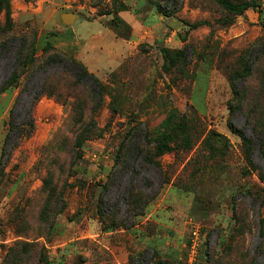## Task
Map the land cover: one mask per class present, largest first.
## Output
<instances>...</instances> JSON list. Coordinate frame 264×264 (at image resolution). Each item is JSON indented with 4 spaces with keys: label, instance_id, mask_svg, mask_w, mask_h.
<instances>
[{
    "label": "rangeland",
    "instance_id": "rangeland-1",
    "mask_svg": "<svg viewBox=\"0 0 264 264\" xmlns=\"http://www.w3.org/2000/svg\"><path fill=\"white\" fill-rule=\"evenodd\" d=\"M258 16L213 0H11L0 43L27 36L43 61L49 42L104 92L98 107L81 94L90 112L54 88L35 107L30 138L19 130L33 97L66 65L28 84L32 67L22 66L18 84L0 93V264H264V157L250 122L261 112L248 113L264 107V10ZM20 48L17 40L0 51V92ZM173 111L187 139L155 160L160 168L137 150L124 160L130 146L149 150L145 132L156 138ZM230 125L253 142V166Z\"/></svg>",
    "mask_w": 264,
    "mask_h": 264
},
{
    "label": "trees",
    "instance_id": "trees-1",
    "mask_svg": "<svg viewBox=\"0 0 264 264\" xmlns=\"http://www.w3.org/2000/svg\"><path fill=\"white\" fill-rule=\"evenodd\" d=\"M223 11H225L228 14L231 15H243L249 11H254L258 13V18L261 20V14L264 10V0H250L246 2H240V3H234L230 0H213ZM10 3L11 0H0V12L3 10H6L7 16L10 15ZM169 16V15H167ZM19 40L21 42V48L18 51V55L16 56V67L14 72L11 74L9 80L7 81V85L1 90L0 93L12 88L13 86L17 85L20 81L21 74L20 70L22 66L26 67H32L31 73L29 75L30 78L33 77L35 72L45 70L53 65L57 64H65L66 68L63 70H59L55 74H51L49 77H47L43 83V86L41 87V90L35 93L32 101V106L29 112L30 118L27 124L19 130L20 135L30 138L33 136L35 131V120H34V111L37 103L41 100V98L45 96H50L51 91H55L54 88H58L60 86L65 87V90L74 95L76 102L74 104V109H84L85 111L91 112L90 107V99L85 102L84 100H80L81 94L86 93L88 95H94V99L96 98V104L95 106L98 107L102 104L103 101V84L101 81L95 77L93 74H91L88 69L84 66V64L70 56H66L62 53L57 52L56 48L51 44L47 43L46 48L44 49V54L47 55V58L45 60H39L35 56L34 53V44L35 41L32 42V45L30 43L28 44L29 38L27 36H21V37H11L5 42L0 43V51L5 52L9 50L11 42ZM29 46V47H28ZM31 50V52L28 54L27 51ZM164 55L168 61H171V66L174 65L175 61L173 56L170 55L169 50H163ZM184 50L177 51L175 53V56H178L179 58L184 56ZM24 58V62L22 64L21 60ZM264 57V56H263ZM40 61V62H39ZM166 69H169L168 67ZM29 72V71H28ZM27 72V73H28ZM250 74V72H249ZM92 82L93 86H90L87 82ZM26 88V87H25ZM25 90V89H24ZM251 107V103L245 101L244 104H241L240 109L244 110ZM258 109L259 112H261L259 118L256 116L250 115L252 117V120L250 122L252 124H255L256 129L255 131L260 134L261 138V144H260V151L262 153V156L264 157V107H258L256 104L252 110H248V113H253L255 109ZM179 117L181 116L179 113L173 111L171 112L162 122L161 124V132L159 135L154 138L150 139L147 135V131L144 135V141L146 142V149L149 150H140L138 147L135 149L134 146H130L127 150H125V157L124 160L129 157L132 153L137 150L139 156H144V160L148 163H151L153 165H157V167L160 168V165L156 163V159L163 157L164 155L170 153L173 150V143H175L176 139H178L179 135H183L184 138L187 139V132H188V124L186 121L179 120ZM12 130H14L13 125L11 126ZM93 128V126H92ZM231 130L238 134L243 143L246 146V156L248 163L253 166L252 161V152H253V142L246 137L244 132L238 131L235 128H233L232 125H230ZM263 128V129H262ZM91 128H88L84 130L83 132H89ZM82 132V133H83ZM82 133L77 136L76 142H75V148H79L82 146V142L84 141V137L82 136ZM150 151V152H149ZM123 153V150H122ZM152 153V157H149V154ZM1 165V164H0ZM124 167L127 169L128 166L125 164ZM125 169V170H126ZM133 192V191H132ZM133 198V193L129 194V199ZM140 205L133 209V211H136L137 209H141L144 207V203L142 200H140ZM136 203V200H135ZM261 228L263 225L260 226ZM24 256H19L16 259V264H21L23 262ZM25 264V261H24Z\"/></svg>",
    "mask_w": 264,
    "mask_h": 264
},
{
    "label": "built area",
    "instance_id": "built-area-1",
    "mask_svg": "<svg viewBox=\"0 0 264 264\" xmlns=\"http://www.w3.org/2000/svg\"><path fill=\"white\" fill-rule=\"evenodd\" d=\"M199 236H200V234H199V228H196L193 231V237H194L193 246H192L193 252H194V248L197 247V240L199 239ZM193 261H194L193 259H190V262L189 263L192 264Z\"/></svg>",
    "mask_w": 264,
    "mask_h": 264
},
{
    "label": "water",
    "instance_id": "water-1",
    "mask_svg": "<svg viewBox=\"0 0 264 264\" xmlns=\"http://www.w3.org/2000/svg\"><path fill=\"white\" fill-rule=\"evenodd\" d=\"M76 18V15H72V14H64L62 15V19L66 20V21H74V19Z\"/></svg>",
    "mask_w": 264,
    "mask_h": 264
}]
</instances>
